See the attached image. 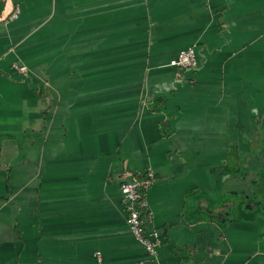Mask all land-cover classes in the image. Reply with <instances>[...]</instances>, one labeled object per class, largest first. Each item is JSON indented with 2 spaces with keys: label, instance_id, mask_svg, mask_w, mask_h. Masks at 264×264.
Wrapping results in <instances>:
<instances>
[{
  "label": "crops",
  "instance_id": "obj_1",
  "mask_svg": "<svg viewBox=\"0 0 264 264\" xmlns=\"http://www.w3.org/2000/svg\"><path fill=\"white\" fill-rule=\"evenodd\" d=\"M3 1L0 264H264V0Z\"/></svg>",
  "mask_w": 264,
  "mask_h": 264
},
{
  "label": "built area",
  "instance_id": "obj_2",
  "mask_svg": "<svg viewBox=\"0 0 264 264\" xmlns=\"http://www.w3.org/2000/svg\"><path fill=\"white\" fill-rule=\"evenodd\" d=\"M18 9L9 16V19L17 17ZM179 69H192L197 67L194 46H188L177 52L176 56L169 63ZM15 67L23 72L24 66ZM155 175L153 171H146L140 178L123 181L119 185L122 195V202L125 211V220L131 235L141 244L149 257L155 258L160 244V234L156 230H147L146 223L150 219V212L145 201L144 190L153 182ZM98 262L101 257L98 251L95 252Z\"/></svg>",
  "mask_w": 264,
  "mask_h": 264
},
{
  "label": "trees",
  "instance_id": "obj_3",
  "mask_svg": "<svg viewBox=\"0 0 264 264\" xmlns=\"http://www.w3.org/2000/svg\"><path fill=\"white\" fill-rule=\"evenodd\" d=\"M3 7H4V1L3 0H0V14L3 10Z\"/></svg>",
  "mask_w": 264,
  "mask_h": 264
},
{
  "label": "rangeland",
  "instance_id": "obj_4",
  "mask_svg": "<svg viewBox=\"0 0 264 264\" xmlns=\"http://www.w3.org/2000/svg\"><path fill=\"white\" fill-rule=\"evenodd\" d=\"M257 186H258V185H257ZM255 187H256V186H255ZM255 190H256V189H255ZM256 192H257V191H256ZM256 192H255L254 194H255V196H258V193H256ZM260 195H261V194H260ZM260 195H259V198H262V196H260Z\"/></svg>",
  "mask_w": 264,
  "mask_h": 264
}]
</instances>
